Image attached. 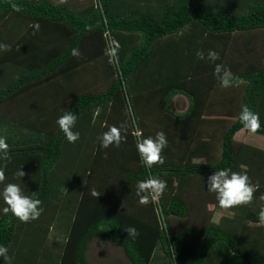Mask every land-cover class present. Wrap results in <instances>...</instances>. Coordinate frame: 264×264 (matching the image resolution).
<instances>
[{"label": "trees", "instance_id": "1", "mask_svg": "<svg viewBox=\"0 0 264 264\" xmlns=\"http://www.w3.org/2000/svg\"><path fill=\"white\" fill-rule=\"evenodd\" d=\"M11 19L23 22L26 29L4 42L10 51L0 52V106L45 84L67 83L82 62L95 63L111 51L115 59L114 66L109 65L114 78L104 91H69L64 98L69 105L60 116L65 111L78 115L74 130L80 139L75 144L67 142L49 116L29 115L26 122L27 114L21 120L8 117L15 122L10 123L0 115V135L11 151L10 160L0 161L6 182L19 183L44 209L30 224L11 213L0 214V245L9 249L11 264H88V248L95 240L119 247L131 264H264V201L258 203L264 196V149L236 141L240 132L249 134L238 116L223 135L218 162L195 163L194 151L174 156L189 144L182 140L186 132L196 127L192 116L197 100L220 87L215 69L204 67L208 61L196 55L202 51L207 57L210 49L195 46L203 42L226 47L223 53L216 50L215 63L231 70L233 86L243 87L242 105L259 114L262 128L255 135L264 137V67L253 57L264 47L253 36L262 34L264 39V1L96 0L79 10L52 0H0V28ZM36 23L39 30L33 27ZM231 43L233 53H227ZM252 44L257 45L251 49ZM73 48L79 56L71 55ZM208 76L214 80L206 84ZM195 81L202 87L194 89ZM178 95L190 100L185 115L174 111ZM156 107L166 118L155 123L163 125L168 146L164 164L147 167L136 142L138 137L155 136L146 117L155 114ZM112 113L123 115L115 118ZM125 121L126 141L101 148V134ZM78 162V174L73 168L62 171ZM86 164L89 169L83 168ZM20 168L22 178L17 175ZM221 168L247 172L257 190L250 204L228 208L235 212L233 218L214 223L207 208L222 207L206 184ZM58 174L68 175L61 182ZM149 177L165 180L167 189L158 200L141 204L136 184ZM65 186L71 189L68 202L61 199ZM59 203L68 212L60 219L68 220L69 230L63 251L54 254L42 242L54 219L52 208L58 212ZM195 212H200L199 218ZM129 227L138 232L134 238L126 232ZM0 264L8 262L0 258Z\"/></svg>", "mask_w": 264, "mask_h": 264}, {"label": "clouds", "instance_id": "2", "mask_svg": "<svg viewBox=\"0 0 264 264\" xmlns=\"http://www.w3.org/2000/svg\"><path fill=\"white\" fill-rule=\"evenodd\" d=\"M36 30H39V24L33 25ZM10 45L0 42V52L10 51ZM114 54V53H113ZM72 56H79V50L71 49ZM197 57L200 60H207L214 63L219 60V53L214 50H208L207 57L202 51L197 52ZM214 75L219 81L222 88L233 86L235 77L230 69L221 64H215ZM239 122L242 127L249 133L256 134L261 130L262 124L259 114L252 111L247 105H242L239 115ZM78 120L77 113L73 111H65L56 120L59 130L63 133L65 139L70 144H75L80 139L79 131H75ZM127 122H121L119 126H109L108 130L103 132L98 138L100 147L107 149L110 146L119 147L122 142H125L127 137ZM140 136L141 132H137ZM168 146V140L163 131H158L155 136L138 137L136 142V151L143 165L152 167L154 165H163L164 158L162 152ZM11 159L10 146L4 135H0V161ZM17 175L22 178L24 172L21 168ZM6 175L4 167L0 166V202L3 206L0 207V214L7 215L11 213L21 223H29L37 220L44 209L41 206L42 201L35 195H26L24 189L19 183L5 182ZM167 189L165 180L149 177L145 180L137 181L136 194L139 197V203L148 204L156 198L162 196ZM206 189L208 192L215 194L218 205L222 208H235L242 205L250 204L253 201L254 193L257 190L256 185L252 183L247 172L233 171L231 168H221L215 170L213 174L207 178ZM93 196H97L95 191ZM260 218L264 221V209L261 210ZM128 236L135 237L138 235L134 227L126 229ZM0 258L3 262L11 264L9 249L0 245Z\"/></svg>", "mask_w": 264, "mask_h": 264}, {"label": "rangeland", "instance_id": "3", "mask_svg": "<svg viewBox=\"0 0 264 264\" xmlns=\"http://www.w3.org/2000/svg\"><path fill=\"white\" fill-rule=\"evenodd\" d=\"M52 1L55 4H66L69 6H73L74 9H79V10L85 7H88L91 4L96 2V0H52ZM14 24H18V26H13ZM25 29L26 28L23 22L11 19L8 25H5L4 27L0 28V42L12 41L17 36L20 37L23 31H25ZM257 39H259L260 43H262L264 40L263 35L262 37L258 36ZM231 41L233 40L231 39ZM215 44L208 46L205 42H203L202 44L201 43L198 45L196 44L195 46H199V48L204 47L206 50L207 49H211L214 51L218 50L220 53L225 52L226 50L225 46L218 44V43H215ZM233 44L234 43L227 45V47L230 48L229 50L226 51L227 53H230V52L233 53L232 52ZM252 46H256V44L254 45L252 44L251 49H252ZM248 48L250 49V47ZM107 56H108L107 58L101 57L98 59L97 62L87 64L86 66L81 68L73 76V79L68 81V83L62 82V83H50L48 85L45 84L43 87H38L37 89H35L34 91L30 93H25L21 95L20 97L15 99L12 103H9L8 105L7 104L1 105L0 115H5L7 116V118L10 117L13 120H21V118L24 117L25 114H27V118L25 122L29 118V115L35 116L36 118H38L39 116L43 117V115H46L50 117L49 118L50 123L55 122L57 118L60 116L61 110L64 107H67V105H69L68 103L69 101L64 99V98H67L66 97L67 94H69L70 92L72 93L76 92L79 94H83L86 92L98 93V92L105 90L112 83V80L114 78V74L112 70H114V68L109 67V65L114 66L113 62L115 61V59H114L113 51H111ZM255 57L257 61H259L262 65H264V51L263 50L258 51ZM257 61H254V62H257ZM204 64H207L204 67H208V64H209L210 69H215L216 63L214 64V63L207 62ZM194 68L195 69L199 68V65H194ZM201 69H203V66ZM209 74L211 75V73ZM213 80H214V77L208 76L204 83L209 84ZM61 86L63 87L60 88ZM230 88H235L233 90V94H227V92L232 93L231 91H229ZM238 90H239L238 86L228 87L227 90L225 88L211 89L210 94L211 95L213 94V97L217 99L230 98L232 96L233 98H235V104L240 106L238 103H239V99H241L243 96V88H240V92ZM213 97L211 96L212 99H214ZM56 113L58 114L54 116V114ZM111 115L115 116V118H118V117H121L123 113L122 114L112 113ZM102 119H103L102 123L105 122L104 121L105 119L104 118ZM146 119L149 120L148 118ZM98 121L101 123V120H98ZM9 122L15 123L11 119ZM148 122L150 123L151 126L156 124L155 122H150V121ZM231 124L232 123L230 119L220 121L218 124H216V126L213 125L210 129H207L208 130L207 132H214L213 138L217 140V134L220 132H226ZM152 131L156 132V129H152ZM242 134L243 133H239L236 136L238 137V140H243V143L245 144L264 149V137L258 136L252 133H249L246 136L245 134L244 136H242ZM72 165H73L72 163H68V166H66L67 169H62V171H64V173L66 171L69 172V169L73 168L72 173L75 171V174H78V170L76 169H78V167L80 166V163L78 162V165L74 167ZM83 168L89 169L87 164L84 165ZM67 175L58 174L57 179L63 182L62 181L64 180L63 178ZM72 182L74 183V180H72ZM0 187H2V185H0ZM70 192H71V189L68 188V186H65L61 194V199L66 200V202H68L69 201L68 196ZM260 200L264 201L263 195L258 198V203ZM57 206L58 208H61L60 209L61 211L57 209L56 207L58 212L57 211L55 212V210H53L52 208V211L50 214L54 215V219L52 221H49L51 223V229L49 233L47 234V237L44 240V242H42L43 245H45V247H47L49 251H52L54 254H59L63 251L64 245L66 242L65 236H67V232L69 230L68 228L69 224L67 222L68 220H65V222L63 223L62 222L63 220L60 219L62 218L61 215H63V218L67 217L68 212L65 209H63L62 211L63 204L59 203ZM207 210H210L213 213L212 222L214 223H219L223 217L233 218L235 216V212H232V210L230 211V209H225V208L218 209V208H215V206L211 204L208 206ZM194 215L199 218L200 212H195ZM24 237L26 236H23V239ZM37 242L38 244L41 243V240L38 237H37L36 243ZM87 258H88V264H131L125 257L124 252L119 247L103 242V241H100V240H95L91 243V245L88 248Z\"/></svg>", "mask_w": 264, "mask_h": 264}, {"label": "crops", "instance_id": "4", "mask_svg": "<svg viewBox=\"0 0 264 264\" xmlns=\"http://www.w3.org/2000/svg\"><path fill=\"white\" fill-rule=\"evenodd\" d=\"M57 5H66V4H57ZM67 6H69V5H67ZM253 36L255 39V37H258V36L262 37V34H254ZM262 44L264 46V40H263ZM261 48L264 51V47H261ZM228 55H227V59H226L227 61L229 59ZM253 57L256 58L255 56H253ZM230 60H232V58H230L229 61ZM251 60H253V58ZM239 62H240V60H239ZM259 64L261 67H264L260 62H259ZM86 65L84 62H82V65L80 67H78V69L76 70V73ZM195 65H198V64H195ZM76 73L72 74V77L70 78V80L73 79V76ZM68 81H67V83H68ZM193 87H194V89H199L202 86H201L200 82L195 81V83L193 84ZM231 87H235V86H231ZM238 87H239L238 91L240 92V88H243V87H240V86H238ZM220 88H222V87H216V88H211V89H220ZM225 89L227 90V88H225ZM234 89L235 88H230L229 91H231L232 93L227 92V94H233ZM195 91H197V90H195ZM211 96L213 97V94L211 95L208 92L204 96H202L201 98H199L197 100L196 107L193 110V116H192L193 117L192 119H194V121H196V127L192 128L191 131L186 132V135L182 140H186L189 144L184 145L181 148V151H179V153H175L174 156H176V155L181 156L180 153H182L186 156H189V154L191 155L192 151H194V153L196 154V158L193 157L194 158L193 161L195 163H199V164H203V163H207V162L215 163L221 159L222 138H223V135L225 132H220L217 134V140H218L217 141L213 138L214 132H207L208 131L207 129H210L213 125L216 126V124H218L220 121L229 120V119H230L231 123L233 124L235 122L237 116L239 115V112H240V109L242 106V103H241L242 98L239 99L238 104L240 106H238L235 104V98H233L232 96L230 98H223V99H217L214 97H213L214 99H212ZM173 106H174L175 113H177L179 115H185L187 113L188 109L190 108V100L183 95H178L173 100ZM158 107H159V104H158ZM158 107H156L157 110L155 111L156 112L155 114H153L151 112H149V114H147L146 118L149 119L147 121L156 122V120H157V121L161 122L162 120L166 119L165 115H163L162 112L160 110H158ZM152 127H154L156 129V132H158V131L164 132V127L161 123L158 125L156 123V124L152 125ZM240 133H243L242 136H244V134H245V136L247 135L245 132H240ZM191 138H192V141H189V139H191ZM236 141L239 143L243 142V140H238V137H236ZM176 150H178V149H176ZM162 154H164V151L162 152ZM174 160H178V159L175 158Z\"/></svg>", "mask_w": 264, "mask_h": 264}, {"label": "built area", "instance_id": "5", "mask_svg": "<svg viewBox=\"0 0 264 264\" xmlns=\"http://www.w3.org/2000/svg\"><path fill=\"white\" fill-rule=\"evenodd\" d=\"M155 200H158V198H156Z\"/></svg>", "mask_w": 264, "mask_h": 264}]
</instances>
